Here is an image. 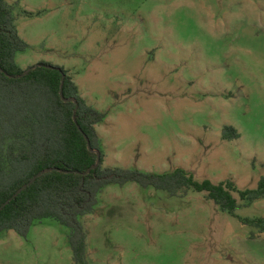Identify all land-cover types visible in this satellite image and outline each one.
Here are the masks:
<instances>
[{"label":"rangeland","instance_id":"rangeland-1","mask_svg":"<svg viewBox=\"0 0 264 264\" xmlns=\"http://www.w3.org/2000/svg\"><path fill=\"white\" fill-rule=\"evenodd\" d=\"M41 62L70 72L97 126L104 166L232 182L236 216L206 193L110 186L82 219L90 264H264V0H7ZM27 12H40L29 16ZM226 127L240 134L226 140ZM70 230L35 222L0 233V264H75Z\"/></svg>","mask_w":264,"mask_h":264},{"label":"trees","instance_id":"trees-1","mask_svg":"<svg viewBox=\"0 0 264 264\" xmlns=\"http://www.w3.org/2000/svg\"><path fill=\"white\" fill-rule=\"evenodd\" d=\"M15 12L0 0V209L45 173L0 211V233L27 238L35 222L56 220L70 230L74 263L90 264L82 219L96 212L108 187L130 183L172 197L206 193L223 212L236 216L233 193L238 190L232 182H200L182 168L158 174L105 167L97 126L106 114L88 105L65 68L41 62L23 69L17 63L30 45L20 36ZM224 138L237 140L240 134L226 127ZM239 194L249 204L263 199L264 176L256 189ZM243 222L264 232V218Z\"/></svg>","mask_w":264,"mask_h":264},{"label":"water","instance_id":"water-1","mask_svg":"<svg viewBox=\"0 0 264 264\" xmlns=\"http://www.w3.org/2000/svg\"><path fill=\"white\" fill-rule=\"evenodd\" d=\"M67 101H69V100H67ZM44 173H45V172H41L36 178L41 177L42 175H44ZM36 178L33 179V180L31 181L30 184H32L33 182H35ZM30 184H29V185H30ZM29 185H25L24 187H22V188L16 193V195L14 196V198L17 197V196H18L22 191H24L26 188H28ZM14 198H13V199H14ZM13 199H10L9 201H7V203L1 207L0 211L3 210V208H4L5 206H7L8 204H10L11 201H12Z\"/></svg>","mask_w":264,"mask_h":264},{"label":"crops","instance_id":"crops-1","mask_svg":"<svg viewBox=\"0 0 264 264\" xmlns=\"http://www.w3.org/2000/svg\"><path fill=\"white\" fill-rule=\"evenodd\" d=\"M23 69H25V68H23Z\"/></svg>","mask_w":264,"mask_h":264}]
</instances>
